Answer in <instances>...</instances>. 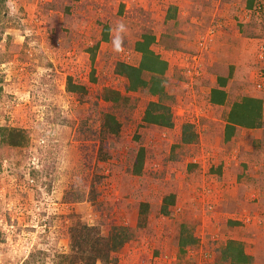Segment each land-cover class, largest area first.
<instances>
[{
    "label": "rangeland",
    "instance_id": "rangeland-1",
    "mask_svg": "<svg viewBox=\"0 0 264 264\" xmlns=\"http://www.w3.org/2000/svg\"><path fill=\"white\" fill-rule=\"evenodd\" d=\"M1 7L0 127L21 130L24 142L0 136V264H68L61 255L74 252L76 222L98 235L114 225L132 232L95 264H230L222 258L229 239L241 241L249 264H264V106L259 127L224 139L233 102L252 88L264 101L253 78L264 0H4ZM145 33L167 61L161 100L170 127L143 121L158 96L128 90L115 71L118 61L138 64L134 43ZM228 75L226 101L211 103L217 77ZM68 77L84 89L67 91ZM106 88L120 99L104 100ZM105 113L117 118V134L104 131ZM184 124L195 135L190 143L181 139Z\"/></svg>",
    "mask_w": 264,
    "mask_h": 264
},
{
    "label": "trees",
    "instance_id": "trees-1",
    "mask_svg": "<svg viewBox=\"0 0 264 264\" xmlns=\"http://www.w3.org/2000/svg\"><path fill=\"white\" fill-rule=\"evenodd\" d=\"M4 0H0V20L5 18L4 7H1ZM7 38L9 36L7 35ZM108 39V27H104L102 33V40ZM154 41V36L151 34H142L141 37L135 41L134 49L140 53V60L138 64H129L123 61H118L115 64L116 73L124 76L127 79V89L135 91L140 88H147L151 95L158 96V100H150L144 110L143 121L159 126H172V114L168 105H165L161 100L164 92L163 75L167 69V61L164 60L158 53L151 48V43ZM97 44L92 46L90 50V59H94L95 49ZM92 68V73H93ZM147 72L148 76H144ZM218 76L216 86L210 89L209 100L213 104H223L226 101V91L224 86L227 78ZM83 86L73 83L71 77H68L66 83V90L70 92H81ZM121 97L119 91L106 88L103 92L104 100L118 101ZM122 96L121 99H124ZM264 106L263 99L253 96H243L240 100L235 101L230 106L226 116L224 125V139L229 140L239 127L255 128L259 127L262 119V110ZM102 127L106 134L115 135L119 131V122L114 114L105 113ZM190 127L189 124L183 125L182 141L190 143L194 140L193 134L187 132ZM0 136L4 142L9 145H21L24 141V134L21 130L8 127H0ZM144 159V149L140 147L135 156L133 164V172L138 174L141 172ZM170 196V195H169ZM146 203L142 202L140 206V214H143ZM167 201L164 198L162 204L163 212H167ZM132 235V232L127 226H113L109 234L98 235L95 232L94 226H89L85 223L76 222L69 228L70 244L72 245L73 254L61 255L68 264L82 262V264H95L99 258L106 262L109 260L111 251L118 250ZM189 242L193 243L195 238L189 236ZM187 241L180 237L179 246L183 247ZM222 258L229 261L230 264H249L252 256L245 252L243 244L239 240L229 239L223 248ZM84 260V261H82Z\"/></svg>",
    "mask_w": 264,
    "mask_h": 264
},
{
    "label": "built area",
    "instance_id": "built-area-1",
    "mask_svg": "<svg viewBox=\"0 0 264 264\" xmlns=\"http://www.w3.org/2000/svg\"><path fill=\"white\" fill-rule=\"evenodd\" d=\"M258 56L260 59H264V47H260V51L258 53ZM255 75V80H254V84L256 86V88L261 89L264 82V68L260 65L257 70L254 72Z\"/></svg>",
    "mask_w": 264,
    "mask_h": 264
},
{
    "label": "crops",
    "instance_id": "crops-1",
    "mask_svg": "<svg viewBox=\"0 0 264 264\" xmlns=\"http://www.w3.org/2000/svg\"><path fill=\"white\" fill-rule=\"evenodd\" d=\"M260 60H261L260 65L264 68V59H260ZM253 78H255V75H253ZM263 82H264V79H263ZM263 86H264V84H263ZM246 95L247 96H253V97H259V98H261V96L259 95V92L257 91V89H253V88ZM247 129H250V128H247Z\"/></svg>",
    "mask_w": 264,
    "mask_h": 264
},
{
    "label": "clouds",
    "instance_id": "clouds-1",
    "mask_svg": "<svg viewBox=\"0 0 264 264\" xmlns=\"http://www.w3.org/2000/svg\"><path fill=\"white\" fill-rule=\"evenodd\" d=\"M118 29H119L120 31H123V30H124V26H123V24L119 25V26H118ZM115 49H116L117 51H120V50H121V48H120V40H119V41H115Z\"/></svg>",
    "mask_w": 264,
    "mask_h": 264
}]
</instances>
